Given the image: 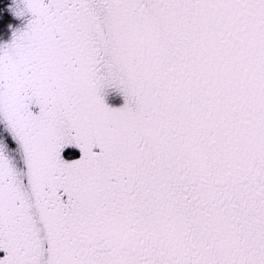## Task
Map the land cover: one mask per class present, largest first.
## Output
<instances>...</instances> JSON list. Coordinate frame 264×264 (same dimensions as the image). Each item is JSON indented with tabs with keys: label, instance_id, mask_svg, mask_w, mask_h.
<instances>
[{
	"label": "snow or ice",
	"instance_id": "1",
	"mask_svg": "<svg viewBox=\"0 0 264 264\" xmlns=\"http://www.w3.org/2000/svg\"><path fill=\"white\" fill-rule=\"evenodd\" d=\"M0 264H264V0H0Z\"/></svg>",
	"mask_w": 264,
	"mask_h": 264
}]
</instances>
